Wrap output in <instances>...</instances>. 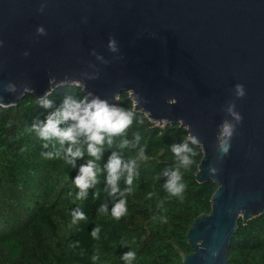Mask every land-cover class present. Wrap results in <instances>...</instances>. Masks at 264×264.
<instances>
[{
  "label": "water",
  "instance_id": "obj_1",
  "mask_svg": "<svg viewBox=\"0 0 264 264\" xmlns=\"http://www.w3.org/2000/svg\"><path fill=\"white\" fill-rule=\"evenodd\" d=\"M41 2L0 0V82L18 86L15 94L0 90L2 102L83 83L85 93L108 103L127 92L150 120L196 135L202 150L196 180L216 188L209 212L187 230L192 251L182 262L228 264L238 219L264 214V0H46L38 12ZM38 25L47 35H36ZM110 36L116 53L107 48ZM97 70L96 79L81 75ZM236 83L245 87L241 99L233 95ZM232 100L243 120L220 156L218 125L230 119L223 109Z\"/></svg>",
  "mask_w": 264,
  "mask_h": 264
},
{
  "label": "trees",
  "instance_id": "obj_2",
  "mask_svg": "<svg viewBox=\"0 0 264 264\" xmlns=\"http://www.w3.org/2000/svg\"><path fill=\"white\" fill-rule=\"evenodd\" d=\"M68 94L81 97L85 92L75 83L62 84L53 88L49 99L58 107ZM112 103L133 111V123L124 136L114 138L111 148L106 146L97 163L103 168L111 151H118L125 160H136L138 172L132 191L124 196L127 214L119 220L111 215V208L120 197L109 195L104 172L86 199H76L78 189L72 180L79 165L91 159L86 152L76 167L63 156L42 155L53 149L51 145L44 149L45 142L30 129L35 119L44 120L52 109L39 107L29 92L16 104L0 107V264H127L121 259L126 251L136 254L131 264H184L182 257L192 251L187 230L199 213L209 212L216 188L212 180H196L202 150L190 144L196 153L193 163L180 166L170 146L190 140L184 127L150 120L134 109L127 92ZM134 134L141 136L136 147L118 148L122 139L133 141ZM176 168L186 185L182 198L170 196L164 188L163 171ZM119 187L122 191L127 187L123 177ZM105 203L108 211L100 212ZM76 207L87 219L72 224ZM94 227L100 229L98 239L91 235ZM227 260L228 264H264V214L245 223L238 219Z\"/></svg>",
  "mask_w": 264,
  "mask_h": 264
},
{
  "label": "clouds",
  "instance_id": "obj_3",
  "mask_svg": "<svg viewBox=\"0 0 264 264\" xmlns=\"http://www.w3.org/2000/svg\"><path fill=\"white\" fill-rule=\"evenodd\" d=\"M46 7V0H42L38 12H43ZM86 21V18H84ZM37 36L47 35L46 29L43 25H38L35 29ZM3 41H0L2 46ZM107 48L110 52L116 53L119 51L117 41L114 37H109ZM92 55L96 56L102 63H108L104 57L92 51ZM24 56H28L27 51L23 52ZM94 67V65H90ZM84 79L92 80L98 78V70L92 73H82ZM81 87H85L81 83ZM24 90L27 85L23 86ZM0 90L5 93L15 94L18 90L16 83L12 81L0 82ZM245 87L243 84L236 83L233 87V95L236 99H241L245 96ZM39 107L44 109H52L45 116L44 120L35 119L31 125V131L35 132L37 137L44 141L42 144L44 149H48L51 145L53 150L45 151L42 155L46 159L60 158L63 156L65 161L72 167H76V161L85 157V152L91 159L86 160L85 163L79 165L78 173L73 178L72 182L78 189L76 193L77 200H84L88 196V190L94 188L98 183V175L101 172L106 173L105 183L106 190L109 195L116 197L119 194V199L113 204L111 208V215L119 220L122 216L127 214L125 193L132 191L131 185L134 177L138 175L137 163L135 159L125 160L122 154L118 151H111L106 162L101 168L98 161L103 158V153L106 146L111 148L115 137H122L133 123L134 112L127 110L117 104H110L107 100L100 98L93 92L88 91L81 97L74 95H66L62 103L57 107L54 101L49 99V93L45 92L43 96L36 98ZM141 98L137 96L139 101ZM3 101V96L0 95V107L6 106ZM11 102H9L10 104ZM227 117L218 125L217 130V152L220 156H226L229 152L231 139L236 134L237 126L241 124L243 117L236 110L235 100L229 101L223 109ZM141 140L139 134H134L133 141L122 139L118 145L119 149L129 147H136ZM199 139L193 135L190 140L172 144L171 151L177 158L179 165L188 168L192 165L193 159L196 155L194 149L190 144H199ZM58 145V147H57ZM139 155L144 158V149L140 148ZM208 172L215 175L217 169L209 166ZM163 175L167 178L164 182V188L170 196L183 197L186 185L182 182V175L179 168L165 169ZM124 178L127 187L122 191L119 187V181ZM98 196L99 193H95ZM100 212H107L108 205L102 204L99 209ZM72 224L78 221L86 220L85 213L76 207L71 212ZM99 227H94L91 231L93 238H99ZM218 250L211 251V256L216 257ZM135 252L126 251L121 255V259L131 264L135 259ZM93 256L92 259H97Z\"/></svg>",
  "mask_w": 264,
  "mask_h": 264
},
{
  "label": "rangeland",
  "instance_id": "obj_4",
  "mask_svg": "<svg viewBox=\"0 0 264 264\" xmlns=\"http://www.w3.org/2000/svg\"><path fill=\"white\" fill-rule=\"evenodd\" d=\"M157 123H159V122H157ZM160 124V123H159Z\"/></svg>",
  "mask_w": 264,
  "mask_h": 264
}]
</instances>
